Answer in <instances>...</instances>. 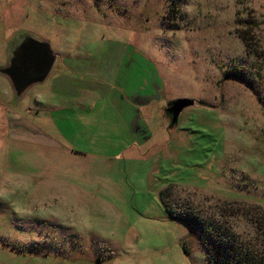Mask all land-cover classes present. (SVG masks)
<instances>
[{
	"label": "rangeland",
	"instance_id": "374dc122",
	"mask_svg": "<svg viewBox=\"0 0 264 264\" xmlns=\"http://www.w3.org/2000/svg\"><path fill=\"white\" fill-rule=\"evenodd\" d=\"M24 35L49 42L52 71L71 49L91 62L124 42L160 90L139 158L7 139L0 264H209L199 235L164 205L264 248V0H0V69ZM177 98L194 103L157 129V112Z\"/></svg>",
	"mask_w": 264,
	"mask_h": 264
},
{
	"label": "crops",
	"instance_id": "0c3cea01",
	"mask_svg": "<svg viewBox=\"0 0 264 264\" xmlns=\"http://www.w3.org/2000/svg\"><path fill=\"white\" fill-rule=\"evenodd\" d=\"M115 44L104 52L97 49L98 59L91 62L80 51L63 53L42 81L45 84L29 98L23 93L17 99L4 77L10 100H0V150L7 139L32 143L36 136L38 144L60 146L80 157L139 158L142 141L149 139L147 131L152 127L153 102L160 85L156 79L144 80V67L150 65L138 57L134 63V55L127 56L124 42ZM136 75L143 78V84L135 89L129 83ZM166 105L156 110H160L154 118L157 129L170 126ZM23 112L30 115L31 123L23 121ZM40 129H46L47 134Z\"/></svg>",
	"mask_w": 264,
	"mask_h": 264
},
{
	"label": "trees",
	"instance_id": "16d2710c",
	"mask_svg": "<svg viewBox=\"0 0 264 264\" xmlns=\"http://www.w3.org/2000/svg\"><path fill=\"white\" fill-rule=\"evenodd\" d=\"M163 196V191H159L164 204ZM164 206L169 218L183 222L199 235L209 264H264V248L259 249L255 240H244L227 225L193 211H173Z\"/></svg>",
	"mask_w": 264,
	"mask_h": 264
},
{
	"label": "water",
	"instance_id": "95a60500",
	"mask_svg": "<svg viewBox=\"0 0 264 264\" xmlns=\"http://www.w3.org/2000/svg\"><path fill=\"white\" fill-rule=\"evenodd\" d=\"M54 60L55 55L47 40L24 35L12 48L9 63L0 69V73L8 78L14 95L18 98L30 86L39 84L45 79ZM193 103L194 101L190 98H177L169 101L165 111L170 117V124H175L179 112Z\"/></svg>",
	"mask_w": 264,
	"mask_h": 264
},
{
	"label": "flooded vegetation",
	"instance_id": "af4514ba",
	"mask_svg": "<svg viewBox=\"0 0 264 264\" xmlns=\"http://www.w3.org/2000/svg\"><path fill=\"white\" fill-rule=\"evenodd\" d=\"M168 105H166V107H167ZM166 107H165V109H166Z\"/></svg>",
	"mask_w": 264,
	"mask_h": 264
}]
</instances>
